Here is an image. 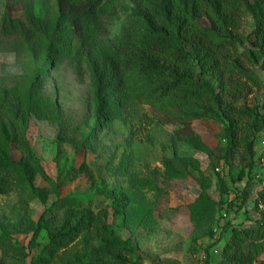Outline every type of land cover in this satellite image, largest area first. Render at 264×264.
I'll list each match as a JSON object with an SVG mask.
<instances>
[{
  "label": "rangeland",
  "instance_id": "1",
  "mask_svg": "<svg viewBox=\"0 0 264 264\" xmlns=\"http://www.w3.org/2000/svg\"><path fill=\"white\" fill-rule=\"evenodd\" d=\"M34 2L41 18L56 10L55 0ZM136 3L102 0L91 22L94 37L114 44ZM7 4L8 0L0 1V88L25 105L33 87L21 142L30 146L43 173L34 179L37 192L17 176L15 190L0 195V264H34L49 244L46 230L34 237L38 221L43 217L52 228L54 220L59 224L78 208L100 213L117 238L132 244L130 264H222L232 228L264 226V204L257 205L264 186V166L258 161L264 150V132L257 135V156L249 171L239 152H228L221 121L193 122L187 127V134L193 136L180 140L178 133L185 126L140 104L125 112L123 119L94 130V89L86 66L43 42L3 40L1 25ZM14 15L22 17L23 12L17 10ZM254 27L253 18L244 12L237 33L239 52L248 49L246 41ZM244 66L258 81L241 80L247 104L261 108L264 73L247 60ZM257 111L264 116V109ZM176 141L179 156L189 165L182 175L170 174L165 166L175 154ZM13 157L19 161L22 154L14 150ZM83 163L92 177L78 172ZM224 185L231 190L228 203L248 186L247 200L238 199L230 212L223 205ZM106 189L126 194L124 216L115 213L114 200L103 194ZM97 246L93 240L88 247L78 241L60 252L61 261L53 264H67L72 254ZM248 251L252 252L251 264H264V239L252 242Z\"/></svg>",
  "mask_w": 264,
  "mask_h": 264
},
{
  "label": "trees",
  "instance_id": "2",
  "mask_svg": "<svg viewBox=\"0 0 264 264\" xmlns=\"http://www.w3.org/2000/svg\"><path fill=\"white\" fill-rule=\"evenodd\" d=\"M55 3L54 14L41 18L36 15L34 0H8L1 34L9 43H46L86 66L94 89V130L123 119L125 112L140 104L185 126L178 133L180 140L193 136L187 134V127L193 122L221 121L228 152L241 154L244 169L254 168L257 135L264 132V116L257 110L264 109V101L261 108L250 107L241 80L258 83L245 68V60L264 73V0H137L114 44L99 42L91 29L102 0ZM17 10L23 12L22 17H15ZM244 12L253 18L255 27L246 41L248 49L239 52L237 33ZM32 97L33 87L25 105L10 91L0 88V195L15 190L17 176H22L33 192L38 191L34 179L43 169L30 146L21 142ZM10 106L12 110L8 111ZM174 143L175 154L165 161V166L170 174L182 175L188 172L189 165L179 156L177 141ZM14 150L22 154L21 160L13 157ZM258 161L264 166V150ZM78 172L92 177L86 163ZM247 187L230 203L231 190L227 185L222 187L226 212L238 199L247 200ZM103 194L114 200L115 213L124 216L128 207L126 194L109 189ZM258 204H264V186L258 193ZM43 230L47 231L49 244L33 260L34 264L61 261L60 252L78 241L88 247L92 240L98 243L96 248L72 254L67 264L131 263L132 244L117 238L112 226L90 208L71 210L61 223L54 220L52 228L42 217L35 225L34 237ZM260 239H264L263 225L232 228L222 264H251L249 245Z\"/></svg>",
  "mask_w": 264,
  "mask_h": 264
}]
</instances>
